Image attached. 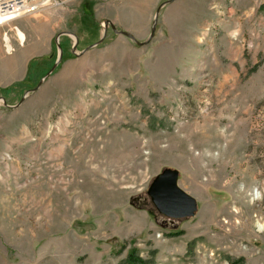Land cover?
Returning <instances> with one entry per match:
<instances>
[{
	"label": "rangeland",
	"instance_id": "1",
	"mask_svg": "<svg viewBox=\"0 0 264 264\" xmlns=\"http://www.w3.org/2000/svg\"><path fill=\"white\" fill-rule=\"evenodd\" d=\"M166 1L0 26V264H264V0Z\"/></svg>",
	"mask_w": 264,
	"mask_h": 264
},
{
	"label": "water",
	"instance_id": "2",
	"mask_svg": "<svg viewBox=\"0 0 264 264\" xmlns=\"http://www.w3.org/2000/svg\"><path fill=\"white\" fill-rule=\"evenodd\" d=\"M173 1L175 0H168L161 6L171 3ZM161 6L157 10L155 18L156 20L153 23L149 39L144 43L140 44L148 43L155 36L157 18L159 16ZM108 24L109 22H107L106 25ZM111 26L115 32L122 33L126 36L133 38L130 34L126 32L117 31L116 27L112 23ZM40 85L41 83L38 85L37 88L33 89L32 91L37 90ZM178 180L179 171L176 169L166 168L155 176L149 186L148 194L150 195L158 211L167 217L174 219H183L194 216L198 209L197 200L179 186Z\"/></svg>",
	"mask_w": 264,
	"mask_h": 264
},
{
	"label": "built area",
	"instance_id": "3",
	"mask_svg": "<svg viewBox=\"0 0 264 264\" xmlns=\"http://www.w3.org/2000/svg\"><path fill=\"white\" fill-rule=\"evenodd\" d=\"M74 0H0V5L11 7L12 16L18 18L24 14H33L47 6H61Z\"/></svg>",
	"mask_w": 264,
	"mask_h": 264
},
{
	"label": "bare ground",
	"instance_id": "4",
	"mask_svg": "<svg viewBox=\"0 0 264 264\" xmlns=\"http://www.w3.org/2000/svg\"><path fill=\"white\" fill-rule=\"evenodd\" d=\"M13 12L11 10V7H8L6 5H0V26L4 25L5 23H9L10 21L16 19L13 16ZM263 226L260 225V229H262Z\"/></svg>",
	"mask_w": 264,
	"mask_h": 264
},
{
	"label": "trees",
	"instance_id": "5",
	"mask_svg": "<svg viewBox=\"0 0 264 264\" xmlns=\"http://www.w3.org/2000/svg\"><path fill=\"white\" fill-rule=\"evenodd\" d=\"M127 260L129 262V264H135V263L145 264L146 263L144 260H142L141 258L136 256L135 253H133V252L129 254Z\"/></svg>",
	"mask_w": 264,
	"mask_h": 264
}]
</instances>
